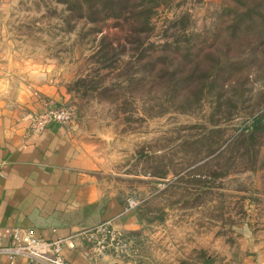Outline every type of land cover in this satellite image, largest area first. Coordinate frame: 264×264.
Segmentation results:
<instances>
[{"label": "rangeland", "instance_id": "1", "mask_svg": "<svg viewBox=\"0 0 264 264\" xmlns=\"http://www.w3.org/2000/svg\"><path fill=\"white\" fill-rule=\"evenodd\" d=\"M79 1L0 0V58L72 110L139 202L115 263L264 264V18L233 29L264 0L148 1L151 41L200 58L201 78L178 86L160 75L171 60L150 75L116 20L86 19Z\"/></svg>", "mask_w": 264, "mask_h": 264}, {"label": "crops", "instance_id": "2", "mask_svg": "<svg viewBox=\"0 0 264 264\" xmlns=\"http://www.w3.org/2000/svg\"><path fill=\"white\" fill-rule=\"evenodd\" d=\"M48 92L0 58V264H30L2 251L17 227L47 240L110 220L130 236L141 227L136 211L125 213L128 198L115 187L118 174L99 143L78 135L73 122L30 134L28 117L43 111L42 97L60 104ZM64 256L70 264L115 263L113 255L96 262L80 238Z\"/></svg>", "mask_w": 264, "mask_h": 264}, {"label": "built area", "instance_id": "3", "mask_svg": "<svg viewBox=\"0 0 264 264\" xmlns=\"http://www.w3.org/2000/svg\"><path fill=\"white\" fill-rule=\"evenodd\" d=\"M42 104L43 111L28 117L31 135H40L54 124L67 125L72 122L73 113L68 107L48 100H43ZM139 205L135 197H129L126 201L125 213L135 211ZM77 238L86 242L88 255L98 263L99 259L107 255L118 257L127 253L135 240L133 236L116 229L113 220L103 222L65 239L47 240L34 235L27 229L17 227L13 230L11 245L2 251L11 259L22 257L30 264H70L64 256V249L74 247V241Z\"/></svg>", "mask_w": 264, "mask_h": 264}, {"label": "trees", "instance_id": "4", "mask_svg": "<svg viewBox=\"0 0 264 264\" xmlns=\"http://www.w3.org/2000/svg\"><path fill=\"white\" fill-rule=\"evenodd\" d=\"M81 1H86L81 4V12H83L86 19L94 20V18L99 16L103 21L116 20L118 27H120L118 30L122 31L125 38L124 43L132 47V51L137 54L136 56L145 58L153 66V70L149 73L150 75L154 74L157 78V74H160L162 70L158 69V66H163L162 61L171 60L175 64L173 66H176V69H168L171 74L169 71L160 74L167 79L166 81L175 82V85L178 86L181 81L185 83L190 82L191 79H197V76L201 78V75H199L200 58H198L197 53L191 52L188 57L190 61L185 64L179 58L177 51L167 53L169 49H173L175 46L173 41H164L160 45H156L155 42L151 41L155 31L148 7V1L151 0H80L79 2ZM255 17L264 18L261 6L246 5L244 10L243 8L239 10L233 29L239 30L244 24L253 22ZM187 48L189 51L192 50L191 47ZM140 49H143L142 52H140ZM184 65L186 74L189 72L185 77L180 75L178 71V68Z\"/></svg>", "mask_w": 264, "mask_h": 264}]
</instances>
